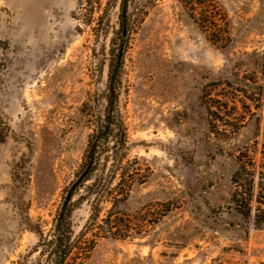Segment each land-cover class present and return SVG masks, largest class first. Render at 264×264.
I'll list each match as a JSON object with an SVG mask.
<instances>
[{
    "label": "rangeland",
    "instance_id": "rangeland-1",
    "mask_svg": "<svg viewBox=\"0 0 264 264\" xmlns=\"http://www.w3.org/2000/svg\"><path fill=\"white\" fill-rule=\"evenodd\" d=\"M213 1L227 28L219 42L178 0L129 3L136 19L119 104L129 155L149 171L122 206L172 209L142 235L98 240L84 264H264V229L228 225L236 165L206 110L221 82L256 71L264 84V0ZM99 6L89 14L83 0H0V116L9 126L0 143V264L34 261L37 236L22 218L50 228L91 132L83 103L97 114L105 104L119 7L99 33L106 0ZM87 216L86 203L74 210L75 235Z\"/></svg>",
    "mask_w": 264,
    "mask_h": 264
},
{
    "label": "trees",
    "instance_id": "trees-1",
    "mask_svg": "<svg viewBox=\"0 0 264 264\" xmlns=\"http://www.w3.org/2000/svg\"><path fill=\"white\" fill-rule=\"evenodd\" d=\"M131 1L106 0V6L99 14L100 33L108 26L105 17L109 10L115 4L119 7L118 27L113 31L109 50L105 104L97 114L90 100L83 103L82 111L91 132L74 178L62 190L50 228L45 231L39 222H32L27 215L22 218L24 227L37 236L33 249L37 255L31 264H84L98 240H125L142 235L172 209L170 202H158L157 210H150L151 205H146L133 213L122 206L133 189L146 182L149 171L138 157L129 155L127 126L119 104L122 60L133 30L131 18L136 19L129 12ZM178 1L213 41L219 42L220 37L227 35L225 16L213 0ZM83 2L89 6V14L99 9L100 0ZM260 69L264 70V61L260 63ZM236 79L235 83L217 84L220 88L206 105L208 125L214 134L229 142L228 153L236 165L230 177L232 189L225 206L228 225L243 231L262 230L264 84L259 82L256 71L237 75ZM8 135L9 126L0 116V143ZM83 203L88 206V216L75 235L72 214Z\"/></svg>",
    "mask_w": 264,
    "mask_h": 264
}]
</instances>
